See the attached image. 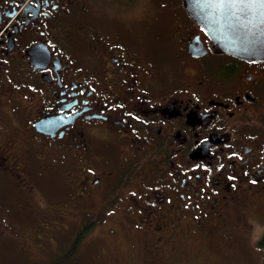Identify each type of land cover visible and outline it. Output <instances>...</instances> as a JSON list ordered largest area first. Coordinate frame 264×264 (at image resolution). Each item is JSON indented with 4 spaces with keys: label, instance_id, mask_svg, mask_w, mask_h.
<instances>
[{
    "label": "flooded vegetation",
    "instance_id": "af4514ba",
    "mask_svg": "<svg viewBox=\"0 0 264 264\" xmlns=\"http://www.w3.org/2000/svg\"><path fill=\"white\" fill-rule=\"evenodd\" d=\"M101 1L0 0V262L152 263L264 199V59Z\"/></svg>",
    "mask_w": 264,
    "mask_h": 264
},
{
    "label": "rangeland",
    "instance_id": "374dc122",
    "mask_svg": "<svg viewBox=\"0 0 264 264\" xmlns=\"http://www.w3.org/2000/svg\"><path fill=\"white\" fill-rule=\"evenodd\" d=\"M164 1L167 2L141 0L140 7L135 13L146 21H174L177 11L171 7L176 0H170V6ZM97 2L102 7L104 1L97 0ZM99 234L105 241L109 239L117 241L119 247H123V243L128 240L124 233L114 236L110 232L100 231ZM217 235L209 240L201 239L199 235H189L183 238L182 248L174 247L172 252L165 255L168 258L163 257L152 263L148 260L145 264H264V199L243 201L235 206L223 229ZM95 243L104 245L101 244L102 238L95 240ZM173 244H176L175 240ZM78 261L80 260L77 259L73 264H86ZM0 264L20 263L16 257L9 254Z\"/></svg>",
    "mask_w": 264,
    "mask_h": 264
},
{
    "label": "water",
    "instance_id": "95a60500",
    "mask_svg": "<svg viewBox=\"0 0 264 264\" xmlns=\"http://www.w3.org/2000/svg\"><path fill=\"white\" fill-rule=\"evenodd\" d=\"M187 14L196 21L217 51L244 59H264V6L256 16L238 7H210L220 0H182ZM255 25V27H253Z\"/></svg>",
    "mask_w": 264,
    "mask_h": 264
},
{
    "label": "snow or ice",
    "instance_id": "6c2138e0",
    "mask_svg": "<svg viewBox=\"0 0 264 264\" xmlns=\"http://www.w3.org/2000/svg\"><path fill=\"white\" fill-rule=\"evenodd\" d=\"M210 7L233 9L238 7L237 0H220L219 4L209 5ZM240 10L246 13H252L255 17L262 6H264V0H239ZM255 27V25H253ZM135 195V193H133Z\"/></svg>",
    "mask_w": 264,
    "mask_h": 264
},
{
    "label": "trees",
    "instance_id": "16d2710c",
    "mask_svg": "<svg viewBox=\"0 0 264 264\" xmlns=\"http://www.w3.org/2000/svg\"><path fill=\"white\" fill-rule=\"evenodd\" d=\"M263 263H264V260H263Z\"/></svg>",
    "mask_w": 264,
    "mask_h": 264
}]
</instances>
